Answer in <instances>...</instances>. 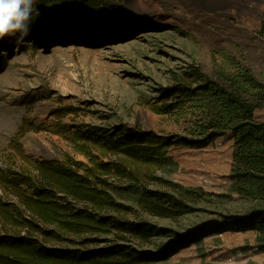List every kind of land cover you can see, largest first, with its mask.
<instances>
[{
  "label": "rangeland",
  "instance_id": "1",
  "mask_svg": "<svg viewBox=\"0 0 264 264\" xmlns=\"http://www.w3.org/2000/svg\"><path fill=\"white\" fill-rule=\"evenodd\" d=\"M127 4L139 13L137 30L127 34L53 43L26 38L17 44L15 36L0 41V169L12 167L14 159L23 162L24 155L32 161L63 160L70 155L90 166V158L77 150V133L110 137L136 126L186 137L191 127L186 118L177 121L153 109L171 99L167 87L197 71L218 80L217 72L234 70V64L241 63L264 85V42L255 25V19H263L264 0H147L143 4L127 0ZM58 46L62 49L55 50ZM253 102L259 106L258 119L264 122V103ZM44 143L55 152L50 153ZM174 145L188 144L177 140ZM92 154L104 163L116 159L106 152ZM180 173L175 163L158 176L184 188L204 190L206 198L189 204L192 213L175 221L145 214L137 206L143 192L172 197L184 192L158 184L134 188L127 181L112 179V194L131 209L120 219L149 224L157 235L143 242L113 231L86 249L129 246L138 254H150L152 260L142 264H264L259 233L232 230V223L226 224L233 216L253 212L256 202L239 198L229 178L202 175L198 186L190 187L181 184ZM209 179L216 182L207 186Z\"/></svg>",
  "mask_w": 264,
  "mask_h": 264
},
{
  "label": "trees",
  "instance_id": "2",
  "mask_svg": "<svg viewBox=\"0 0 264 264\" xmlns=\"http://www.w3.org/2000/svg\"><path fill=\"white\" fill-rule=\"evenodd\" d=\"M116 2L120 1L34 0L30 31L24 39L53 43L88 35L115 37L137 30V18L125 7L111 5ZM262 18L255 19V25L264 42V14ZM234 65V70L215 72L218 80L201 71L185 76L166 88L172 95L169 102L160 108L153 106L155 114L177 121L186 118L191 124L186 137L146 132L136 126L110 137L77 133V150L90 158V166L70 155L60 161H32L24 155L23 162L14 159L12 167L0 169V264H142L152 260L149 253L138 254L124 245L86 249L99 243V236L113 231L143 242L157 235L149 224L120 219L131 209L118 203L112 182L127 181L134 188L166 185L184 192L176 197L143 192L137 198L141 212L175 221L192 213L189 204L206 195L202 189L184 188L158 176L175 165L169 150L177 140L196 147L227 132L235 138L231 180L238 197L256 202L257 208L229 218L226 224L232 223V230L257 231L264 252V122L256 119L259 106L253 102L264 103V85L248 67ZM25 132L21 128L20 134ZM92 151L116 159L104 163ZM64 244L83 249L55 247Z\"/></svg>",
  "mask_w": 264,
  "mask_h": 264
},
{
  "label": "crops",
  "instance_id": "3",
  "mask_svg": "<svg viewBox=\"0 0 264 264\" xmlns=\"http://www.w3.org/2000/svg\"><path fill=\"white\" fill-rule=\"evenodd\" d=\"M256 119L260 121L257 113ZM234 155L235 138L232 132H227L204 145H173L169 150V156L177 164L181 172L179 176L184 180L181 184L190 187L198 186L202 175L231 180ZM231 183L234 182L231 180Z\"/></svg>",
  "mask_w": 264,
  "mask_h": 264
},
{
  "label": "clouds",
  "instance_id": "4",
  "mask_svg": "<svg viewBox=\"0 0 264 264\" xmlns=\"http://www.w3.org/2000/svg\"><path fill=\"white\" fill-rule=\"evenodd\" d=\"M34 0H0V41L17 36V44L29 34ZM38 14V13H37Z\"/></svg>",
  "mask_w": 264,
  "mask_h": 264
},
{
  "label": "water",
  "instance_id": "5",
  "mask_svg": "<svg viewBox=\"0 0 264 264\" xmlns=\"http://www.w3.org/2000/svg\"><path fill=\"white\" fill-rule=\"evenodd\" d=\"M111 5H116V6H119V7H126V9H128L135 17H138L139 16L138 9L133 8V7L129 8V6L127 4V0H125V3L124 4L121 3V2H116V3H113ZM59 161H60V159H59Z\"/></svg>",
  "mask_w": 264,
  "mask_h": 264
},
{
  "label": "bare ground",
  "instance_id": "6",
  "mask_svg": "<svg viewBox=\"0 0 264 264\" xmlns=\"http://www.w3.org/2000/svg\"><path fill=\"white\" fill-rule=\"evenodd\" d=\"M146 1H147V0H139V2H140L141 4L145 3ZM141 7H142V6H141ZM141 9L144 10V11H146V12H152V11L148 10L147 8H144V6H143ZM60 49H62V46H58L55 50H60ZM44 146H45V148H46L50 153L55 152V150H54L51 146H49V145H47V144H45V143H44Z\"/></svg>",
  "mask_w": 264,
  "mask_h": 264
},
{
  "label": "built area",
  "instance_id": "7",
  "mask_svg": "<svg viewBox=\"0 0 264 264\" xmlns=\"http://www.w3.org/2000/svg\"><path fill=\"white\" fill-rule=\"evenodd\" d=\"M214 182H216V181H214V180H212V179H209V180H206V185L208 186V185H213L214 184Z\"/></svg>",
  "mask_w": 264,
  "mask_h": 264
}]
</instances>
